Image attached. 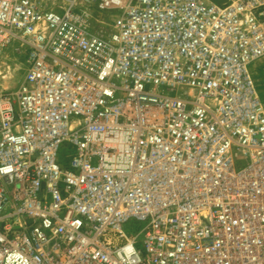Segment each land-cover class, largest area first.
I'll list each match as a JSON object with an SVG mask.
<instances>
[{"label":"built area","instance_id":"2783aa9c","mask_svg":"<svg viewBox=\"0 0 264 264\" xmlns=\"http://www.w3.org/2000/svg\"><path fill=\"white\" fill-rule=\"evenodd\" d=\"M13 42L0 264H264V0H0Z\"/></svg>","mask_w":264,"mask_h":264},{"label":"rangeland","instance_id":"374dc122","mask_svg":"<svg viewBox=\"0 0 264 264\" xmlns=\"http://www.w3.org/2000/svg\"><path fill=\"white\" fill-rule=\"evenodd\" d=\"M216 4H222L229 2L230 0H211ZM114 14H107L109 18H115L119 15L118 12H113ZM117 14V15H116ZM18 45V42H13L6 50L4 58L0 62V92L9 91L17 89L24 78V70H22V65L20 64V57L16 53L14 47ZM251 72L254 77L257 88L260 92L264 106V57L252 64ZM72 151L69 149L62 148L60 151V158L63 159L65 156L70 155ZM249 163V158L246 156H240L236 159V168L241 169L247 166ZM146 222L139 221L137 219H131L124 224V230L126 233L133 237L135 236L144 226Z\"/></svg>","mask_w":264,"mask_h":264}]
</instances>
